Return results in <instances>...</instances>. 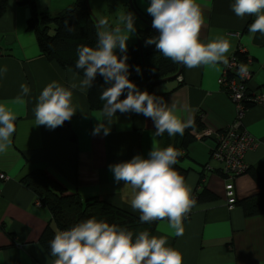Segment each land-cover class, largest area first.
<instances>
[{"label":"crops","instance_id":"0c3cea01","mask_svg":"<svg viewBox=\"0 0 264 264\" xmlns=\"http://www.w3.org/2000/svg\"><path fill=\"white\" fill-rule=\"evenodd\" d=\"M14 1H9L0 18V38L7 34L14 36L8 47L2 48L0 42V68L8 69L0 75V101H13L20 94L22 83L27 84L30 92L23 97L25 104L11 105L18 116L16 130L11 148L0 155V172L6 175V179L0 180V264H53L55 257L44 248L40 236L46 227L54 233L59 228L49 210L21 178L39 168L67 193L82 198L99 196L115 207L138 213L130 206L131 187L122 181L115 183L108 166L128 161L137 154L147 158L155 128L153 121L142 114L117 112L111 123L104 121L110 133L94 136L92 130L99 123L96 116L100 109L90 110L87 91L79 90H73V103L78 109L70 121L54 130L34 126V108L42 89L53 80L68 86L79 83L83 77L39 53L34 37L25 32V16L14 6ZM196 2L206 18L201 41L206 43L217 35L227 37L232 45L227 57L235 51L243 53L238 45L243 46L244 53L252 60L248 90L264 91V35L257 32L253 36L248 31L254 17L238 18L230 7L234 0ZM149 4L150 0H135L139 13L135 26L146 18L152 21L146 11ZM122 14H115L113 28L122 26L119 23ZM233 32L238 36L229 35ZM130 41H134V33L126 44ZM221 65L192 69L181 65L182 82L174 77L155 83L151 94L162 96L169 104L176 103L185 119L191 116L199 122L200 133L218 131L232 125L236 113L235 106L217 83ZM240 123L259 144L245 154L249 172L234 180L238 201L259 191L253 174L264 181V106L249 107ZM156 139L161 148L172 145L182 151L175 166L185 170V182L191 186L193 196L200 197L203 191L214 196L200 197L183 221L182 236L174 235L167 220H157L151 235L167 236L168 246L183 254V264H264V214L244 216L238 204L228 209L225 180L218 171L220 165L210 158L213 136L194 137L188 142L185 132L174 137L165 132ZM207 164L210 169H206Z\"/></svg>","mask_w":264,"mask_h":264},{"label":"clouds","instance_id":"9594fccd","mask_svg":"<svg viewBox=\"0 0 264 264\" xmlns=\"http://www.w3.org/2000/svg\"><path fill=\"white\" fill-rule=\"evenodd\" d=\"M230 7L242 20L246 16L254 17L248 26L249 33L264 35V0H234ZM146 11L152 16L151 25L158 35L147 38L144 43L154 45L165 58L189 69L229 63L227 54L232 45L227 37L217 35L206 43L201 41L206 18L196 0H150ZM135 19L131 12H126L119 17L122 27L116 28L107 20L99 21L96 45L77 46L75 68L83 70V79L68 86L55 80L49 82L37 98L34 126L49 130L63 126L78 109L73 103V90L87 91L97 74L105 84L111 82L99 96L104 103L92 134L107 136L110 129L104 121L111 123L117 112H134L153 121L155 132L147 158L137 154L108 168L115 183L122 181L131 187L130 206L140 212L141 223L167 220L174 235L179 237L184 233L183 221L197 200L184 176L173 167L182 151L172 145L161 148L156 138L165 132L170 137L183 136L194 118L185 119L176 103L169 104L162 96L141 91L128 79L126 41L136 31ZM117 49L124 55L118 57ZM7 70V66L0 68V75ZM135 71L141 74L139 66ZM29 92L27 84L22 83L20 94L13 101H0V155L11 148L16 130L18 116L11 105L25 104L23 97ZM49 244L50 255L55 257L53 264H183V254L168 246L167 236L151 235L148 229L134 233L96 217L80 221L69 229H57Z\"/></svg>","mask_w":264,"mask_h":264},{"label":"trees","instance_id":"16d2710c","mask_svg":"<svg viewBox=\"0 0 264 264\" xmlns=\"http://www.w3.org/2000/svg\"><path fill=\"white\" fill-rule=\"evenodd\" d=\"M9 1L0 0V18L6 12ZM90 3L93 14L89 13L85 0H72L55 15H52L48 10L39 11L37 0H15L14 6H18L20 8L19 12L25 16V32L30 33L34 37L39 53L47 60L55 61L61 68L71 70L83 77V70L75 68V62L78 59L77 46L88 45L94 47L96 45L98 29L95 18L98 21L107 20L109 25L113 27L115 14L117 16L118 13L131 12L136 16L129 0H90ZM117 7L123 11H116ZM137 19L138 16H136L135 21ZM141 24L135 26L134 35L136 38L134 43L126 44V54L128 56L126 63L129 66L128 79L141 91L146 90L151 94L154 84L142 86L140 85V80L142 79V82H151L168 75H174L178 71V63H173L170 59L165 58L155 49L154 45H145V40L149 37L157 36L158 32L152 28L151 20L148 18L144 19L143 26ZM69 28L72 30L69 31ZM138 40L142 47V57L144 59L145 73L143 75H138L135 71L136 66H139L141 73L143 69L141 54L137 45ZM116 54L118 57L124 55L119 50H117ZM232 54L241 62L248 60L244 52L235 51ZM110 85L111 82L105 84L103 77L97 74L92 87L86 93L90 110L102 108L104 102L99 99V96L103 89ZM123 98L124 96L121 97V99ZM199 126V122L194 120L193 125L185 130V138L188 142L195 137L189 130L199 132L201 131ZM173 167L185 177L184 169L175 165ZM247 172H249V169ZM253 178L259 186V191L252 196L239 201L236 199L235 201V204L241 207L244 216L264 214V181L254 174ZM21 181L34 192L39 202L49 210L52 221L61 230L69 229L74 224L90 217H96L98 220H105L110 224L126 227L133 230L134 233L148 229L150 234H152L156 223V221L141 223L139 221L140 212L132 213L115 207L99 196L82 198L77 194L67 193L60 183L50 178L44 170L39 168L27 173L21 178ZM207 192L203 191L199 196L203 197L204 195V198L214 196L210 192L207 194ZM194 197L197 202L200 201V197L197 194ZM54 234L50 227H46L40 236V242L48 253H50L49 242L54 237Z\"/></svg>","mask_w":264,"mask_h":264},{"label":"built area","instance_id":"2783aa9c","mask_svg":"<svg viewBox=\"0 0 264 264\" xmlns=\"http://www.w3.org/2000/svg\"><path fill=\"white\" fill-rule=\"evenodd\" d=\"M230 35L236 37L238 33L233 32ZM227 58L229 63L227 65L221 63L222 70L217 82L235 106V121L232 125H227L215 132L211 130H205L203 134L196 132L198 134H195V137L203 139L205 135L211 136L213 133L214 146L211 147L210 158L220 165L218 171L225 180L226 203L228 208H233L236 201L234 180L247 171L246 152L258 146L257 141L240 122L249 107L264 106V91H248L247 83L252 77L250 58L246 62L239 61L235 55ZM242 68L244 71H241ZM177 79L182 82L180 74ZM205 166L206 169L211 168L208 164ZM4 179L6 175L0 172V180Z\"/></svg>","mask_w":264,"mask_h":264},{"label":"rangeland","instance_id":"374dc122","mask_svg":"<svg viewBox=\"0 0 264 264\" xmlns=\"http://www.w3.org/2000/svg\"><path fill=\"white\" fill-rule=\"evenodd\" d=\"M72 0H37V7H38V10L39 11H44V10H48V11H50L51 12V14L52 15H55L58 11H60L61 9H63V8H65L66 6H67V4H69L70 2H71ZM89 1V4H90V7H91V3H90V0H88ZM121 9L120 8H118L117 7V10L116 11H120ZM123 10H121V12H122ZM146 23V22H145ZM143 22H142V24H141V26H143ZM51 27H53L52 25H51ZM5 37V36H4ZM135 38H136V36L134 35V40H135ZM0 42H1V47L2 48H4V47H8L9 45H11V44H9V45H7L6 43H5V40H4V38L3 37H1L0 38ZM130 44L131 43H134V41H130L129 42ZM14 45H17L16 43H14ZM137 45H138V48H139V51H140V54H141V59H142V63H143V69H144V59H143V57H142V47H141V44H140V41L138 40V42H137ZM238 48L241 50H243V51H246V50H244V48H243V46H241V45H238ZM117 50H119V49H117ZM117 50H116V52H117ZM252 61V60H251ZM252 64V63H251ZM143 69H142V73H141V75H143L144 73H145V71L143 72ZM250 71H251V69H250ZM252 72V71H251ZM73 73H75V72H73ZM179 75V74H178ZM177 75V76H178ZM177 76H176V78H177ZM249 91V90H248ZM229 98V97H228ZM252 106H255V105H252ZM235 118H236V113H235ZM227 125H225V127H226ZM192 134H194L195 135V133L194 132H192ZM200 134H202V133H200ZM212 135H213V133H212ZM255 139V138H254ZM256 141H257V144H259V141L257 140V139H255ZM228 207V206H227ZM228 209H231V208H228ZM189 215V214H188Z\"/></svg>","mask_w":264,"mask_h":264},{"label":"water","instance_id":"95a60500","mask_svg":"<svg viewBox=\"0 0 264 264\" xmlns=\"http://www.w3.org/2000/svg\"><path fill=\"white\" fill-rule=\"evenodd\" d=\"M129 3H130V6L132 7V9L134 10V5H133L132 0H129ZM85 4H86V7H87L89 13H92V10H91V8L89 6L88 0H85ZM133 12L136 15H139L137 12H135V10ZM95 20H96V24L98 25L99 21L96 18H95ZM119 27H122V26H119ZM97 29H98V27H97ZM98 31H99V29H98ZM4 40H5V43L7 45H9V44L12 43V41H14V36L12 34H7V35H5ZM178 68H179L178 71L174 75H172L171 77H166V78L158 79V80L151 81V82H142V79H141L140 80V85H142V86H148V85H151V84H155V83H158V82H162V81H164L166 79H169V78H174V77H176L180 73V69H181V64L180 63H178ZM144 71H145V69H143V72Z\"/></svg>","mask_w":264,"mask_h":264},{"label":"flooded vegetation","instance_id":"af4514ba","mask_svg":"<svg viewBox=\"0 0 264 264\" xmlns=\"http://www.w3.org/2000/svg\"><path fill=\"white\" fill-rule=\"evenodd\" d=\"M132 2H133V5H134V3H135V0H132ZM134 10H135V12H137L138 13V11H137V9H136V7H135V5H134ZM133 10V11H134ZM139 14V13H138ZM136 16H138V15H136ZM245 50V49H244Z\"/></svg>","mask_w":264,"mask_h":264}]
</instances>
